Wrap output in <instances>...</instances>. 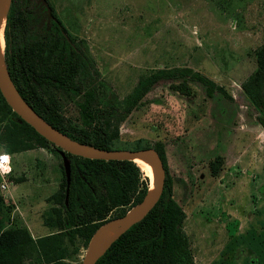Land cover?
<instances>
[{"label":"rangeland","instance_id":"obj_1","mask_svg":"<svg viewBox=\"0 0 264 264\" xmlns=\"http://www.w3.org/2000/svg\"><path fill=\"white\" fill-rule=\"evenodd\" d=\"M33 1L17 0L24 8ZM47 2L67 32L85 41L98 71L94 82L106 95L113 91L122 97L140 75L171 66L192 67L223 86L224 92L215 90L208 97L203 86L192 81L193 93L185 96L170 88L168 81H158L143 104L117 123L112 119L117 136L111 145L134 149L162 141L172 197L184 211L182 229L194 264H243L244 247L264 261V218L232 216L249 208L250 202V208H256L255 195L240 178V168L227 170L243 157L264 162V147L258 144L253 143L258 147L248 148L243 157L230 148L231 131L240 123L250 122L252 130L261 127L240 82L254 69V50L264 41V0ZM4 45L3 34L2 55ZM57 95L68 122L85 126L79 105L63 92ZM260 136L263 143L264 133ZM7 148L0 139V150ZM9 154L11 185L0 190L4 217L7 212L13 223L29 221L32 233L49 231L40 224V216L50 205L46 196L61 180L59 154L51 146ZM215 154L225 157V167L211 175L208 162ZM142 172L149 180L151 172ZM85 248L68 244L72 264L80 263Z\"/></svg>","mask_w":264,"mask_h":264},{"label":"trees","instance_id":"obj_2","mask_svg":"<svg viewBox=\"0 0 264 264\" xmlns=\"http://www.w3.org/2000/svg\"><path fill=\"white\" fill-rule=\"evenodd\" d=\"M47 4L49 12L38 0L28 8L10 0L3 27V62L20 96L48 123L76 141L115 148L111 142L117 130L112 119L117 123L143 104L147 91L160 80L168 81L170 88L185 96L193 93L192 81L200 83L208 97L215 90L224 92L222 85L197 69L171 66L140 75L122 97L113 91L106 95L94 82L98 71L85 41L70 35ZM254 59L255 67L240 82V88L256 109V120L264 131V41L255 48ZM58 92L79 105L85 126L68 122L60 111ZM0 133L8 145L7 153L35 146H51L58 153V147L21 119L1 93ZM141 147L147 146L138 144L134 149ZM152 147L165 172L161 193L146 214L119 234L94 264H194L182 229L184 211L172 197L163 143L157 140ZM64 153L70 168L67 194L62 167L58 186L46 196L50 205L41 214L47 233L33 237L26 226L9 222L0 197V264H72L68 244L86 246L98 225L123 214L149 188L148 177L132 160ZM223 165V155L215 154L208 162L209 173L217 175Z\"/></svg>","mask_w":264,"mask_h":264},{"label":"water","instance_id":"obj_3","mask_svg":"<svg viewBox=\"0 0 264 264\" xmlns=\"http://www.w3.org/2000/svg\"><path fill=\"white\" fill-rule=\"evenodd\" d=\"M45 5L47 12L49 7L46 0H38ZM10 0H0V13L5 6V14ZM4 14V22H5ZM4 26V24H3ZM3 37V29H2ZM0 93L10 108L19 115L21 119L33 127V129L48 141L58 147L61 157L63 172L65 175V196L69 182V160L64 151L88 158L100 159H128L134 162V158L145 156L152 166V183L154 189L148 190L143 197L123 214L109 218L102 222L92 232L87 241L85 251L79 264H94L95 260L106 250L110 243L131 224L138 221L157 201L164 182V167L158 152L152 147L130 148H101L76 141L48 123L39 115L18 93L14 85L8 78L5 70L3 55L0 53ZM115 227V230L107 237H103L104 232Z\"/></svg>","mask_w":264,"mask_h":264},{"label":"crops","instance_id":"obj_4","mask_svg":"<svg viewBox=\"0 0 264 264\" xmlns=\"http://www.w3.org/2000/svg\"><path fill=\"white\" fill-rule=\"evenodd\" d=\"M251 126L252 125L250 122L249 123H240L238 126L233 128V130L231 131L232 132V134H231L232 135V143L230 144V148H234L235 152L241 153L240 154L241 157L244 156V151H246L250 147H251V150L256 149L258 147V145L264 147V142L262 143L260 141V139H261L260 132L264 133V131L262 130V128L260 126H259L260 129L257 128L255 130H252L250 128ZM258 136H260V138L257 140L258 141L257 142L256 139ZM253 143L258 144V145L254 146ZM251 145H253V146H251ZM32 148H34V147H32ZM20 151H22V150H20ZM17 152H19V151H17ZM13 153H15V152H13ZM224 165H225V157H224ZM235 167L241 169L240 171H242V175H240V178L242 179V181L244 183L248 184V187H247L248 191L250 193L252 191V193L255 195L256 208H250L251 207V202H250L249 208L243 209L242 211H239L238 213L233 212L232 216H234V217H248L249 218V217H252L254 215H258L259 217L264 218V162L250 160V158H248L247 160L244 161V157H243V158H241L240 161L236 162L234 160L233 164H230V166H227L228 172L236 171ZM223 168L221 169V171L223 170ZM12 172H13V169H12V165L10 162V171L8 172V174H6L7 189L6 190L0 189V190L7 191L9 189V186L11 184L9 183L10 180L8 178L12 174ZM12 217H9V222H13ZM27 220H28V218H27ZM14 222L19 224V225H23L19 222H16V221H14ZM26 222H25L24 226L27 227V229L29 230L30 234L33 237H36L38 235H41V234L48 232V231H46V232L43 231L41 233L39 231L38 233H32L30 231V229L28 228V225H27V224H29L31 226V223H29V221L27 223ZM243 222H244V225H245V223H246V225H249V220L248 221L243 220ZM40 224L44 225L42 222L41 216H40ZM243 228L245 229L246 227L244 226ZM244 248H245L244 252L246 254V255H244V257H246V258L248 257L249 261H247V259L245 258L243 261V264H264V261L261 260L256 254H254L252 251H249L246 247H244Z\"/></svg>","mask_w":264,"mask_h":264},{"label":"bare ground","instance_id":"obj_5","mask_svg":"<svg viewBox=\"0 0 264 264\" xmlns=\"http://www.w3.org/2000/svg\"><path fill=\"white\" fill-rule=\"evenodd\" d=\"M4 14H5V6L0 13V51L2 48V29H3V24H4ZM134 162L137 165H139V167L141 168L142 171L147 172V173L151 172V177L149 178V180L152 183V166H151L150 162L148 161V159L145 156H138V157L134 158ZM153 189H154V185L152 183L151 185H149L148 190L152 191ZM114 230H115V228H112V227L107 229L104 232L103 237L109 236Z\"/></svg>","mask_w":264,"mask_h":264},{"label":"built area","instance_id":"obj_6","mask_svg":"<svg viewBox=\"0 0 264 264\" xmlns=\"http://www.w3.org/2000/svg\"><path fill=\"white\" fill-rule=\"evenodd\" d=\"M8 157L7 161L3 160L4 156ZM10 171V154L6 151L0 150V189H7L6 174Z\"/></svg>","mask_w":264,"mask_h":264},{"label":"clouds","instance_id":"obj_7","mask_svg":"<svg viewBox=\"0 0 264 264\" xmlns=\"http://www.w3.org/2000/svg\"><path fill=\"white\" fill-rule=\"evenodd\" d=\"M3 160H4V161H7V160H8V157L5 155V156L3 157Z\"/></svg>","mask_w":264,"mask_h":264}]
</instances>
